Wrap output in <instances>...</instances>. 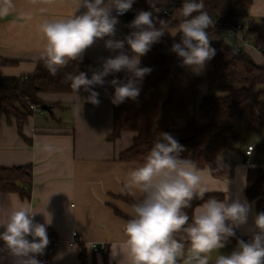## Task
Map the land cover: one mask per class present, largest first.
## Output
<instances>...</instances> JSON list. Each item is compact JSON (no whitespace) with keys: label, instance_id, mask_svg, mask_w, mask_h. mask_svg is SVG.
<instances>
[{"label":"clouds","instance_id":"1","mask_svg":"<svg viewBox=\"0 0 264 264\" xmlns=\"http://www.w3.org/2000/svg\"><path fill=\"white\" fill-rule=\"evenodd\" d=\"M133 3L134 0H79L77 11L83 8L82 13L45 20L39 26L44 39L41 60L53 76L69 62L81 61L85 51L98 40H104L105 49L116 53L101 58L100 67L92 70L90 78L86 72L68 77L71 89L77 94L81 90L88 93L85 99L93 105L100 103L99 93L93 88L103 86L105 77L126 74V82L116 78L108 81L114 88L111 103L119 105L137 100L143 79L153 70L140 66L141 57L159 42L164 29L156 25L164 21L154 17L152 11L141 10L128 25L132 31L123 39L115 38L118 17L130 11ZM148 3L156 9L157 0ZM204 7L202 0H183L179 9L176 33L182 35L171 51L182 66L203 69L216 54L207 32L214 22ZM15 10V0H0V18ZM125 44L131 56L124 51ZM42 151L52 153L57 148L45 144ZM184 151L171 134L160 133L144 162L128 172L125 188L133 194L139 192L140 198L130 206L123 226L124 239L112 246L111 259L117 264H264V212L255 214V230L248 241L238 240L230 254L219 253L228 238L235 235V229L247 223L251 205L239 198L229 202L228 196L205 199L215 191L210 187L211 170L182 158ZM193 200L202 203L190 217L185 210ZM37 213L25 204L4 209L0 241L14 264H42L36 257L44 254L50 240L46 225L34 222Z\"/></svg>","mask_w":264,"mask_h":264},{"label":"crops","instance_id":"2","mask_svg":"<svg viewBox=\"0 0 264 264\" xmlns=\"http://www.w3.org/2000/svg\"><path fill=\"white\" fill-rule=\"evenodd\" d=\"M78 3L79 0H15V12L0 18V58L15 63L0 66V78L31 74L42 61L44 39L39 31L40 24L82 13L83 8L77 11ZM263 18L264 0H252L247 18L240 20L243 32L248 21L257 23ZM132 20L125 25L124 19L118 17L116 39H123L132 31L128 27ZM170 31L177 35L176 30L164 32ZM236 45L255 64L264 67V56L251 42L242 40ZM124 51L132 55L127 44ZM115 54L105 49L104 40H98L83 56L90 61L92 74V70L100 67L101 58ZM108 81L110 75L105 77L103 86L93 88L99 93V105L87 102L88 93L84 91L82 95L39 93L38 98L51 112L36 110L27 119L22 133L31 140V145L19 136L15 122L7 125L0 112V167L30 165L32 170L29 199H22L15 193H0V220L4 218V209L20 204L29 205L38 212L34 222L45 224L47 234L51 230L57 238L56 253L50 264H81L78 258L81 247L86 251L87 264H104L103 250L94 249L102 244L106 245L108 261L117 264V260L111 259L112 246L123 241L126 221L117 216L113 208L128 216L130 205L123 198L130 196L134 201L140 198L139 192L133 194L125 188V180L128 172L142 163L117 160L119 154L132 146L135 133L123 132L116 140H107L112 133L113 120V87ZM193 114L194 108L189 107L188 116ZM185 124V119H176L169 134L177 140L178 130ZM45 144L55 145L57 151H42ZM247 169L241 160L236 163L232 178L211 176L210 187L215 191L208 194H219L221 199L228 196L229 202L239 198L251 205L247 223L235 229L239 238L249 240L255 230L254 216L263 210L260 198L249 200L246 197ZM73 231L78 237L76 245L70 246ZM236 247L237 243L228 239L219 253L230 254ZM0 264H14L3 241H0Z\"/></svg>","mask_w":264,"mask_h":264},{"label":"trees","instance_id":"3","mask_svg":"<svg viewBox=\"0 0 264 264\" xmlns=\"http://www.w3.org/2000/svg\"><path fill=\"white\" fill-rule=\"evenodd\" d=\"M202 2L204 10L214 22L207 32L210 46L216 50L215 56L206 62L203 69L182 66L181 60L171 51L172 44L179 43L177 39L182 35L177 33L174 38L161 36L159 42L141 57L140 66L153 70L143 79L139 97L135 101L129 99L119 105L112 103V133L107 140L112 142L123 132L135 133L132 146L119 154L117 160L143 163L153 144L160 139V133L171 132L176 119H185L186 124L178 130L177 139L185 149L181 157L194 160L200 168L210 169L214 178H232L237 162L230 155L238 154L243 162L246 148L243 150L241 143L244 134L264 130V67L255 64L237 45H228L223 40L225 32L247 18L252 0ZM182 4L183 0H157L156 9H153L148 0H134L132 12L137 14L141 10L152 11L154 17L164 21L162 25L157 23L158 28L161 27L164 31L176 30ZM243 33V41L251 42L264 56V18L259 23L248 21ZM13 63L15 61L0 58V66ZM78 72H86L91 77L87 57L83 56L81 61L69 62L55 76L40 61L31 74L0 78V112L5 116L7 125L14 121L19 136L31 145V140L23 135L22 129L33 114L32 107L41 109L45 105L37 95L77 94L71 89L68 77ZM114 78L126 82L124 72L110 75V81ZM202 86L215 90L219 95H206L200 102H196L198 89ZM83 93L81 90L78 95ZM189 107L194 108L191 117L188 116ZM197 119L203 122L199 123ZM256 156L263 159L260 162L262 166L248 167L245 194L249 200L260 198L264 212V142L254 146L253 158ZM31 186L30 165L0 167V193H15L22 199H29ZM209 196L222 198L219 194H207L205 199ZM123 200L130 206L136 202L130 196ZM201 203L200 200H193L192 206L185 211L191 217L195 207ZM113 209L125 221L129 218L116 208ZM48 237L50 243L44 254L36 257L42 264H50L56 253L55 233L49 230ZM228 239H232L234 243L241 239L248 241L236 234ZM106 250L107 248L103 250L104 264H111ZM78 258L81 264H87L83 247Z\"/></svg>","mask_w":264,"mask_h":264},{"label":"rangeland","instance_id":"4","mask_svg":"<svg viewBox=\"0 0 264 264\" xmlns=\"http://www.w3.org/2000/svg\"><path fill=\"white\" fill-rule=\"evenodd\" d=\"M257 23H259V21ZM246 26L247 25L244 24V27H246ZM171 33H172L171 31L170 32H164L162 36L163 37H173V35ZM223 40L226 44L232 46V45H236L237 43H239L242 40V36H239L237 38V40L232 41V40H229L227 34H225L223 36ZM211 94L219 95L215 90H209L204 86L199 87L196 102H200V100L203 96L211 95ZM197 122L202 123L203 121H201L200 119L199 120L197 119ZM263 142H264V130H261L257 133H246L243 136L241 148L244 150L246 148V146L249 144L256 146V145H259ZM230 157L233 160H235L236 162H240L242 160L238 154H232V155H230ZM254 159H257L259 162H263V159L259 156L258 157L256 156V158H254Z\"/></svg>","mask_w":264,"mask_h":264},{"label":"built area","instance_id":"5","mask_svg":"<svg viewBox=\"0 0 264 264\" xmlns=\"http://www.w3.org/2000/svg\"><path fill=\"white\" fill-rule=\"evenodd\" d=\"M128 12H132V9L130 11H128ZM127 13H125L124 15L119 16V17L120 18H124V16ZM164 13L166 15H169V13L166 12V11ZM115 15H116V13H115ZM243 30H244L243 25H241V24L238 23L233 29L225 32V34H227L229 40H232L233 41V40H237V38L239 36H241V33L243 32ZM32 110L33 111H36V110L37 111H41L40 108H36V107H32ZM249 152H251V154H249ZM253 157H254V146L253 145H248L246 147V150H245V157H244L243 164L245 166H247V167H258V166H262V164L258 160L254 159ZM77 237H78V233L76 231H73L72 232V235H71V240L69 242V245L70 246L76 245ZM105 248H106V245L102 244V245H100V246H98V247H96L94 249L104 250Z\"/></svg>","mask_w":264,"mask_h":264},{"label":"water","instance_id":"6","mask_svg":"<svg viewBox=\"0 0 264 264\" xmlns=\"http://www.w3.org/2000/svg\"><path fill=\"white\" fill-rule=\"evenodd\" d=\"M134 16H135V13H134V12H128V13L124 16V18H123V19H124V23H125V25H127L128 22L134 18ZM180 38H181V37H180ZM180 38L177 39V42H180ZM41 109H42L43 111H45V112H48V113L51 112L50 107L47 106V105H43V106H41Z\"/></svg>","mask_w":264,"mask_h":264}]
</instances>
